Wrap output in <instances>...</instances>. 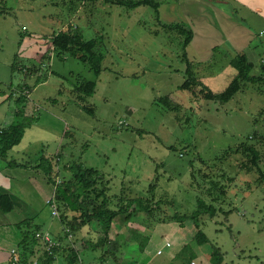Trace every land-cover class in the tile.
<instances>
[{
	"label": "rangeland",
	"instance_id": "rangeland-1",
	"mask_svg": "<svg viewBox=\"0 0 264 264\" xmlns=\"http://www.w3.org/2000/svg\"><path fill=\"white\" fill-rule=\"evenodd\" d=\"M155 1L166 5L171 0ZM96 4L0 0V100L9 104L8 119L0 120V130L28 125L20 144L8 155L0 153V162L39 164L43 170L48 167L46 159L51 160L57 185L72 178L74 167L98 170L110 182V197L124 192L128 200L142 198L153 206L161 204L154 218L143 213L129 221L147 229L176 213L190 217L199 201L211 202V183L202 176L193 182L192 162L196 170L210 176L226 173L232 180L223 183L227 196L215 204L218 214L211 219L203 215L198 222L210 241L203 249L211 254L213 245L220 248L222 264H264V82L243 84V90L225 105L204 100L200 88L197 96L182 90L188 66L184 37L161 27L151 7L133 10L103 2L102 10ZM246 5L231 3L227 9L253 27L255 40L248 53L254 64L251 75L259 77L264 74V35L259 34L264 21L252 10L259 15L264 1ZM68 28H79L86 41L102 40L98 50L105 57L99 76L81 56L56 54L53 38ZM43 39L50 41L43 60L21 56L27 51L25 45H42ZM231 59L191 67L205 86L221 93L237 76ZM87 82H96L97 88L85 103L75 88ZM25 89L28 99L22 95ZM9 96H13L11 101ZM167 96L180 108L169 110L157 102ZM22 97L26 100L20 107L17 100ZM27 102L34 108L30 104L26 115L22 110ZM83 104L92 107L94 114ZM242 144L259 151L261 172L253 168L243 148L236 151ZM228 150L231 155L227 157ZM33 204L35 210H42L36 224H43L51 215V206L39 199ZM56 205L61 213V204ZM29 215L34 217L32 212ZM186 222L195 230L194 224ZM168 243L158 251L154 245L155 252L163 254ZM139 244L150 245L142 237ZM102 254L90 250L79 264H102ZM193 259L201 264L199 258ZM207 261L203 263L210 264ZM126 264L139 263L129 259Z\"/></svg>",
	"mask_w": 264,
	"mask_h": 264
},
{
	"label": "crops",
	"instance_id": "crops-1",
	"mask_svg": "<svg viewBox=\"0 0 264 264\" xmlns=\"http://www.w3.org/2000/svg\"><path fill=\"white\" fill-rule=\"evenodd\" d=\"M253 1L171 0L166 5L159 2V11L161 22L164 25L185 24L193 30L194 38L186 49L185 61L187 63L190 62L193 66L195 64L207 66L206 64H218L225 58L231 59L241 54L246 55L248 59L250 58L248 51L255 40L253 27L245 23V19L237 18L235 13L227 9V7L231 3L247 7L248 5L246 4ZM98 3L96 7L99 8L101 6L102 10H104L105 5L103 2ZM81 4L82 6L87 5V3ZM252 11L264 21V6L260 13L261 15H257L254 9ZM41 42L42 45L36 42L38 45L35 47L25 45L24 49L27 51H23L21 56L35 60V62L36 60L39 61L41 57L43 60L50 41L43 39ZM12 98L9 96L8 101H11ZM6 104L9 105L8 102L4 104L0 100V120L2 122L8 119ZM30 104L34 108V104L27 102L22 111L23 114L27 115L29 113ZM19 105L21 107V104ZM20 112L18 110L17 114L19 115ZM58 158L60 159V157ZM55 193L56 186L50 182L44 169L42 170L39 164L28 163L24 165L10 160L0 162V195H10L15 203V209L12 213H3L0 209V264H10V252L18 248L21 242L22 230L19 225L30 221L36 224V219L42 215L41 207L37 211L33 203L39 199L42 204L50 207L48 202L55 196ZM50 209V217L43 224L40 223L38 225L43 233L50 234L52 239L60 242V247H63V256L60 253V255L56 256L57 264H67L65 260L68 254L67 251L70 248L78 253L80 262H82L83 256L86 257V254L90 253V250H99L103 253L102 264H126L129 259H135L139 264H197V261L193 259L194 257L199 258L201 264H205L203 261L208 262L207 250H204L202 246L193 241L195 230L191 229V224L180 222L157 223L147 229L132 222L119 223L116 221L113 226V228L115 227L114 230L111 229L110 240L112 244L117 246L114 247L111 254L108 252V246L98 245L104 236L96 223L79 229L73 234L72 240L68 239V241L65 231L66 225L60 216L55 217L53 208L51 207ZM30 212L34 213V217L29 215ZM118 223L120 224L119 226ZM140 237H142L143 241L149 242L150 245L143 247L142 244L140 246ZM74 239L75 241H73ZM166 241L171 243V247H166L163 254L155 252L154 245L157 246L158 251L162 245L164 246ZM63 242H65V246H63ZM64 249L67 251L64 252ZM167 251L169 252L168 255L166 254ZM186 253L188 256L185 257ZM121 258L122 261H120Z\"/></svg>",
	"mask_w": 264,
	"mask_h": 264
},
{
	"label": "trees",
	"instance_id": "trees-1",
	"mask_svg": "<svg viewBox=\"0 0 264 264\" xmlns=\"http://www.w3.org/2000/svg\"><path fill=\"white\" fill-rule=\"evenodd\" d=\"M81 3H98L104 2L106 4H112L116 6L127 7L129 9H137L139 7H151L154 9L156 19L158 24L168 31H177L179 35L184 37L183 48L184 55L186 56V49L192 43L194 38L193 30L185 24H175V25H164L161 22L160 17V3L155 0H78ZM82 32L78 28H68L67 31L59 32L53 38V46L57 51L59 57L65 58L67 54L73 56H81L80 58L88 63L92 71L99 76L103 71L102 63L104 61V54L101 53L98 48L102 44L101 39H93L90 41L84 40L81 35ZM186 76L187 80L182 85L181 89L189 91L193 95L197 96V89L200 88L199 94L206 101H213L221 105L228 104L234 99V97L243 90V84L252 83L256 84L259 82H264V74L262 76L256 77L252 76L251 72L254 69V64L249 61L246 55L241 54L233 57L230 61V65L237 71L236 78L228 86V88L221 93H214L211 89L205 86L195 75L192 70L191 63H187ZM262 72H264V64L262 63ZM97 83L87 82L79 83L75 88V93L79 94L80 101L86 103V99L92 97L96 93ZM25 97L18 99V102L24 105ZM81 102V103H83ZM157 102L165 106L169 110H177L180 108L179 104H175L167 96L160 98ZM83 108L94 114V109L83 104ZM23 111V110H22ZM22 115V112L19 113ZM35 121V119H33ZM28 125L23 123L11 126L10 128H5L0 130V153L6 155L7 152L15 145L20 144L23 139L24 131ZM236 149L239 153L240 149L243 148V153L249 156L253 168L260 170L259 161L261 160V155L259 151L253 145H243ZM229 151V150H228ZM227 151L226 156H230L231 152ZM46 164L48 167H44V171L50 180L56 186L55 202L61 204L59 210L61 209L60 218L66 225V229L70 231V234L76 233L79 229L87 225L96 223L100 230L102 231L104 238L98 243L100 246H108V252L112 254L114 247L117 245L112 244L110 240V235L114 223L118 220L122 222H129L135 216H142L141 214H146L148 217L154 218L156 211H160V203L155 206L150 205V200L146 199H131L125 198V193L122 192L120 197L108 195L110 182L106 180L105 175L94 169L82 168L77 166L74 167L73 176L70 180L62 181L61 185H57V181L54 180L52 174L54 173V167L51 160L46 159ZM191 163L192 167V180L197 181V177H201L204 181H210L211 186L208 190L210 197H213L211 204H207L204 201H199L198 209L190 217L180 216L176 213L166 219H160V223L180 222L190 223L195 226V233L193 241L199 246L204 247L210 241L204 232L199 229L200 226L198 222L203 215L209 216L210 219L214 218L218 212L219 208L215 204L222 200V198L227 196V187L223 183L225 180L231 181V177L221 174L218 177L210 176L209 173L204 170H196L197 168ZM204 164V161H201ZM18 165V164H17ZM39 167H41L39 165ZM42 168V167H41ZM156 183L151 185V189L155 188ZM164 204V203H163ZM172 205V203L170 204ZM0 209L3 213H12L15 209V203L10 195L3 194L0 195ZM143 217V216H142ZM124 220V221H123ZM157 222V223H158ZM22 230V238L19 246L17 248L18 258L20 260L19 264H29L33 259L40 257V264H55L56 256L60 253V246L55 247L52 251H47L42 239L39 237L43 231L41 227L33 222H23L19 225ZM69 233L66 232V235ZM40 248V249H39ZM211 254H207L211 264H222L223 263V253L220 248L212 246ZM205 250V249H204ZM12 251V250H11ZM67 250L64 249V252ZM41 252V254H39ZM66 256L67 264H79L78 253L70 248ZM10 264L14 261V255L10 252Z\"/></svg>",
	"mask_w": 264,
	"mask_h": 264
},
{
	"label": "built area",
	"instance_id": "built-area-1",
	"mask_svg": "<svg viewBox=\"0 0 264 264\" xmlns=\"http://www.w3.org/2000/svg\"><path fill=\"white\" fill-rule=\"evenodd\" d=\"M263 35H264V32H261L260 36H263ZM53 49H54V47H53ZM22 95L28 99L29 91L27 89H25V91L22 92ZM54 197L48 202V204L53 208V212H54L55 217H59L60 214H59L58 207L56 205ZM65 231L67 233H69L68 234L69 240H72L73 235L70 234V231H68V228L65 229ZM39 237L42 239L43 244L45 245L47 251H49V252L52 251V249H54L55 247L60 246V242L53 240L52 237L50 236V234L42 233L41 235L39 234ZM170 246L171 245L168 243L167 247H170ZM11 252L14 255V261L11 264H19L20 260L18 258V251L16 249H13ZM158 254H160V252H158ZM29 264H40V257L33 259Z\"/></svg>",
	"mask_w": 264,
	"mask_h": 264
}]
</instances>
